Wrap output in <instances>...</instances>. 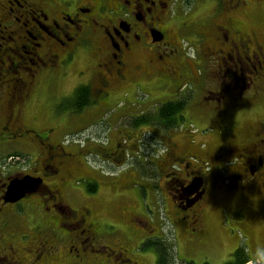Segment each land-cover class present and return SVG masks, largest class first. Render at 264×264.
Instances as JSON below:
<instances>
[{"label": "flooded vegetation", "instance_id": "obj_1", "mask_svg": "<svg viewBox=\"0 0 264 264\" xmlns=\"http://www.w3.org/2000/svg\"><path fill=\"white\" fill-rule=\"evenodd\" d=\"M240 9L264 0H0V264H131L93 203L120 200L141 249L162 233L128 207L146 181L200 249L226 199L264 220V34Z\"/></svg>", "mask_w": 264, "mask_h": 264}, {"label": "rangeland", "instance_id": "obj_2", "mask_svg": "<svg viewBox=\"0 0 264 264\" xmlns=\"http://www.w3.org/2000/svg\"><path fill=\"white\" fill-rule=\"evenodd\" d=\"M212 8L213 7L209 8V13L211 12ZM240 12H243L240 18L245 23L246 27L249 26V29L256 28L260 30L258 32H262L264 34V9H261L260 11L258 9L250 10L251 17L254 16V21L247 19L244 13L245 11H243V9H240L239 13ZM196 14L204 15L205 8L203 7L197 9ZM244 118L245 117L242 116L239 117L238 120L246 121ZM193 128L197 130L200 129L198 126H194ZM207 141L211 144H214L216 139L215 137H209L207 138ZM145 150L146 148L141 147V150L137 155L135 152L131 153L129 155V160L138 157L140 158V162L142 163V165H151L146 160V156L147 158H149L150 153H145ZM12 160L13 159H11V161ZM7 161L10 162L9 159H7ZM111 179H113V183L115 184V177L110 178L109 180ZM146 184L148 187V191L142 190L143 192L141 195L136 190L126 193L127 202L129 203L128 207L134 210L136 214L144 217V219L149 221L150 223L152 222L160 225L159 228H161L162 233L159 237H161V241L165 242L167 245H171L172 250L174 251L173 253L176 254V257L178 254L179 260L175 259L176 262L174 264H183L182 261L186 263L192 262L193 264H204L206 262L209 264H225L226 262L232 260V255L240 249H244L246 251L249 259L252 262L264 264V262L257 261L252 256V249L258 243L264 244V220L261 217V212L259 209L247 211L246 215H244L245 213L243 211H241L242 214L238 212L231 213L232 211H234L235 206L231 204V201L229 199H226L225 207H223V209H226V212L224 214H222L220 210L210 212L209 239L208 245L206 246L207 249H200L198 248V246H195V244L190 245L187 242L188 240H186L185 238H180L175 234L174 226H172L174 222H171L172 216H169L168 213L165 212L167 208L163 203V194L160 191L151 192V188L148 185L149 182L146 181ZM111 197L112 196L110 192L105 190L99 195L98 201L96 203H93L97 211L100 212L101 215L104 216V218L108 219L107 223H109L110 225V235H116L118 232H124L121 233L122 235L120 237H109V240H111V242L109 243L107 239L106 244L110 246V244L115 243L116 245L118 239L121 242H125L126 244L130 243V254L134 259V262H131V264H139L138 261L140 262V264H159L158 260L163 257V253H161L158 257L154 249H144L143 247H141L140 249L136 246L140 240L141 234H143V231L140 229V227L131 225L128 220H118V208L116 206L117 202H119L120 200L114 202L115 199L111 200ZM236 207L239 208L240 206L237 205ZM242 209H244V207H242ZM128 225L133 226V229L130 226L132 231H130ZM133 231H138L140 233H138L137 236H134ZM103 260L104 259H102V261ZM107 260L108 264H112L113 261L114 263H116L113 256H110V258H107Z\"/></svg>", "mask_w": 264, "mask_h": 264}, {"label": "trees", "instance_id": "obj_3", "mask_svg": "<svg viewBox=\"0 0 264 264\" xmlns=\"http://www.w3.org/2000/svg\"><path fill=\"white\" fill-rule=\"evenodd\" d=\"M144 249H154L157 253V256L159 257L161 253H163V257L158 260L159 264H174L176 260L178 259V256L176 257L174 251L172 250V247L170 244H166L165 242L161 240H155V242H146L143 246ZM166 251V252H165ZM165 254V255H164ZM176 259V260H175ZM251 260L249 259L246 251L244 249H240L236 251L232 255V260L226 262L225 264H248ZM187 264H193L192 262ZM209 264V263H204ZM254 264H261V263H254Z\"/></svg>", "mask_w": 264, "mask_h": 264}, {"label": "water", "instance_id": "obj_4", "mask_svg": "<svg viewBox=\"0 0 264 264\" xmlns=\"http://www.w3.org/2000/svg\"><path fill=\"white\" fill-rule=\"evenodd\" d=\"M38 182L31 177H25L21 180H15L11 182L6 200L8 202H17L27 196L32 187H37Z\"/></svg>", "mask_w": 264, "mask_h": 264}, {"label": "clouds", "instance_id": "obj_5", "mask_svg": "<svg viewBox=\"0 0 264 264\" xmlns=\"http://www.w3.org/2000/svg\"><path fill=\"white\" fill-rule=\"evenodd\" d=\"M252 256L260 262H264V244H257L252 249Z\"/></svg>", "mask_w": 264, "mask_h": 264}]
</instances>
